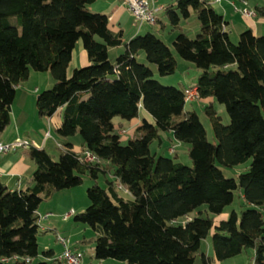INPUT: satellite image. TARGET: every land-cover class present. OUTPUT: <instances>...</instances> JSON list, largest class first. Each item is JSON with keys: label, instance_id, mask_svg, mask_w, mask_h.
<instances>
[{"label": "trees", "instance_id": "1", "mask_svg": "<svg viewBox=\"0 0 264 264\" xmlns=\"http://www.w3.org/2000/svg\"><path fill=\"white\" fill-rule=\"evenodd\" d=\"M94 1L0 0V133L10 122L16 87L31 70L48 72L53 84L37 94V113L49 118L59 111L56 135L79 134L84 147L75 152L71 142H63L57 159L44 147H32L35 169L21 187L9 189L0 180V264H62L51 248L42 251L44 260H36L38 208L52 194L81 184L86 174L93 180L86 190L88 205L73 212V221L91 228L94 258L195 264L213 227V255L200 252L203 264L248 249L254 250L252 264H264V35L246 28L234 42L229 21L210 0H174L162 7L174 29L191 10L196 13L199 32L190 38L179 31L172 46L198 70L191 87L197 98H212L204 109L217 140L213 144L197 113L184 109L190 87L161 84L137 60L144 52L159 75L171 74L176 59L170 47L150 30L123 43L122 32L109 29L107 15L89 9ZM256 10L263 14L264 7ZM79 40L89 63L67 75ZM121 45L123 52L112 62L108 50ZM213 102L225 106L229 124L221 121ZM140 109L152 122L141 118L135 135L121 143L114 119L130 121ZM165 131L189 145L190 166L151 152V143L160 144ZM85 151L98 161L83 160ZM250 158L237 179L219 167ZM100 174L103 186L97 182ZM237 188L244 207L215 223L214 215L232 202ZM179 218L185 221L178 223Z\"/></svg>", "mask_w": 264, "mask_h": 264}, {"label": "rangeland", "instance_id": "2", "mask_svg": "<svg viewBox=\"0 0 264 264\" xmlns=\"http://www.w3.org/2000/svg\"><path fill=\"white\" fill-rule=\"evenodd\" d=\"M173 1L174 0H158V4L165 5ZM256 1L257 0H250V6L253 7L256 4ZM259 2H261L264 7V1L260 0ZM218 7H219L218 4L214 6V8H218ZM93 12H97V11H93ZM235 13L230 12L227 18L232 20V24L231 26L228 27V31H229V37L234 42L237 41L240 32L246 29V27H244L245 22L242 19L244 18L242 16L243 14L239 13L238 15H236ZM129 15L126 16L125 18L126 21H130ZM163 17L165 23L167 24L165 26V29L161 30L160 28L157 27H150L148 25H144L141 27L142 29H140V32L141 34H143L147 30H150L156 33L157 36L170 47L176 59V66L174 72L165 76L159 75L156 66L149 63L146 60L144 52H140V54L137 57V60L139 62L147 64L153 72V78L159 81L161 84L173 85L180 88L194 87L198 77V70L195 68V66L192 63L182 59L178 55V53L175 51V49L172 46V40L179 31L185 32L190 38H194L196 36V34L199 32L200 29L196 13H194V11L191 10L190 16L186 19H181V24L179 25L180 27L175 29L169 24L166 17L165 16ZM255 21L258 23L259 26V31L257 32L258 35H264V23H262V21H259L257 19ZM128 34H130L129 31H126L123 38L128 39L130 37V35ZM123 50H124L123 45L110 48L108 54L111 61L114 62L116 56H118V54L123 52ZM75 63L78 66L72 67ZM77 67H82V65L79 66L77 60L76 62L75 60L74 62H71L70 66H68L67 68V75H70L72 70ZM208 103L210 102H201L200 99L195 98L193 101L185 102L184 109L185 111L193 110L197 113L200 121L204 125L206 137L208 141L215 144L217 140L214 136L209 117L204 109L205 105ZM14 108L17 116L19 118L23 116V119L26 121L23 123L21 127L22 131L26 129L25 131L37 140L39 139L41 140L43 134L46 133L47 131L51 133V136L48 137L46 141V150L53 155L54 159H57L61 147L57 145L56 139L59 138L61 140L63 138L56 135L51 121L50 120L48 121L44 117H40L37 113L36 106L33 105L31 106L30 101L27 99L21 98L16 103ZM31 108L32 110L34 109V112L31 111ZM213 108L216 111V113L221 117V121L224 124H229L230 118L226 112L225 106L223 104L213 102ZM136 119L137 117L133 118V121H135ZM126 122H127L126 126L128 127L129 126L128 121ZM123 130H125V133L120 135V141L121 143L124 144L127 142L128 139L132 138L133 136L130 134V130L128 128L126 129L124 128ZM24 132L21 133L22 135L20 137L23 136ZM71 137L69 138H71V142L73 143L75 150H80V145L82 144L80 135L75 134L74 136ZM160 140H161L160 144L158 140H154L150 145V150L152 153L155 154L156 157L160 155H164L168 157L175 156L177 161L185 165H189V166L191 165V160L188 155L189 145L187 143L177 141L169 131L160 132ZM59 143L62 144L63 141L61 140V142ZM30 149H31L30 147H27L26 149L17 148L16 150H22V151L26 150L27 152L30 153ZM250 162H251V158L248 159L246 162L238 164L233 167H223L220 165L219 167L221 168L225 176L233 177L237 179L240 173L248 170ZM106 177L110 178L111 176L108 175ZM82 178L83 180L81 184L69 189H64L59 192H56L41 202L38 208V214L40 216L39 228H38L39 235L37 238L39 255L36 258V260L37 261L44 260L45 258L42 256V251L48 248H51L53 250L54 258H57L58 256L61 255V253L63 252V246L59 244L55 239V236L59 234L62 237L68 239L70 248L73 251H76L80 254L81 264H127L125 261H120L112 258H106V259L94 258V251H93L94 234L91 228L86 224L76 223L73 221V214L82 212L88 205L86 190L88 187H90L93 184V180L87 174L83 175ZM97 182L101 186L104 185V177L101 174L98 176ZM119 191L125 197H129L125 189H119ZM243 207H244V200L241 196L240 189L237 188L233 192L232 202L229 205H227L220 214L214 215L215 223H217L219 220L226 219L232 209L239 212ZM201 208L203 209L205 208V206H202ZM71 210H73L74 213H71L69 217L65 218V214L67 212H70ZM262 212L264 216V208L262 209ZM47 213L48 214L51 213V215L45 217ZM193 216L194 213L190 214L188 218H192ZM184 221L185 218H179L177 220L178 223H183ZM53 226L56 229V232L55 231L53 232L52 230ZM213 230L214 228L212 227L209 230L207 237L201 241L200 250L196 253L195 264H203L200 258L201 250L202 251L209 250L211 254L213 253L210 243Z\"/></svg>", "mask_w": 264, "mask_h": 264}, {"label": "crops", "instance_id": "3", "mask_svg": "<svg viewBox=\"0 0 264 264\" xmlns=\"http://www.w3.org/2000/svg\"><path fill=\"white\" fill-rule=\"evenodd\" d=\"M210 1L212 3L213 7L217 4L219 5V7L215 8V9L220 14L223 15L225 20L229 21V26H231V24H232V20L227 19L230 12H234V13L236 12L235 14L238 15L239 13H241L240 9H242L243 7H247L248 9L255 11V13H256L255 17L251 18V17H247L245 15H242L244 17L242 19L245 22L244 27L252 29L254 34L258 35L257 32L259 31V26L255 20L257 19L259 21H262V23H264V10H263V14H258L257 10H256V7L263 6L262 3L259 2L260 0H257L256 4L253 7L250 6V0H244L246 2V5L243 3V0H210ZM155 4L161 8L163 7V5L158 4V0H155ZM89 9L91 11H97V12L104 13L105 15H107L109 29L112 30L113 32H119V31L122 32L123 43L126 42L130 37L141 33L140 29H142V28L136 27L133 25L132 17H131V15H129L130 13L127 11L126 7L118 0H95L92 4L89 5ZM161 12H162V10L159 13V19H158L159 21L154 27H157V28H160L161 30H163V29H165V26L167 24L165 23V21L163 19L164 17L162 16ZM128 15L130 16V21H126V19H125L126 16H128ZM180 24H181V21H180L179 25ZM126 31H129V33H130V34H128V35H130V37L128 39L123 38ZM108 52H109V50H108ZM74 60H75V62H76V60L78 61L79 66L80 65L85 66L89 63L87 53H86L85 49L83 48L81 41L77 42L76 47L73 51L71 62H74ZM71 62H70V64H71ZM70 64H69V66H70ZM76 66H78V65L75 63L72 67H76ZM52 84H53V78L51 77V75L48 72L30 71L27 80L16 87L15 98H14L13 103L11 105L10 122L7 125V127L4 129V131L0 133V139L3 142L11 143L14 139L19 138L22 135L21 133H23L26 130L25 129L22 131V129H21L23 123L26 121L23 119V116H21L20 118L17 116L15 108H14L16 103L21 98H24V99H27L30 101L31 106L32 105L35 106V99H36L37 94L41 90L51 87ZM200 100H201V102H212V98H210V97L205 98V99H200ZM31 111L34 112V109L32 110V108H31ZM141 118H145L148 121L152 122L151 117L143 109H140L139 110V116L137 117V119L135 121H133V119L128 121V125H129L128 127L126 126L127 125L126 121H122L120 119H114L115 127H116V129L117 128H119V129L128 128L130 130V134L132 136H134L135 135V129L141 123ZM19 119L21 122L19 121ZM46 119L48 121L49 120L51 121L52 126L54 127V130H55V128H57L59 126V124L61 122L59 111H57L51 117L46 118ZM44 134H43V136H44ZM43 136H42L41 140L40 139L37 140L25 131L23 136L20 138L34 141L38 145H41L43 143V145L41 147H44L46 149L47 139L43 142ZM50 136H51V133H50ZM71 138L67 137V138H63L61 140L63 142H71ZM57 139H56L57 145L61 147L63 143L62 144L59 143V142H61V140L59 138H57ZM24 149H26V148H24ZM72 149L75 152H81L84 149V147L81 144L80 150H75L74 145L72 143ZM15 150H13V151L11 150V151L3 154L0 158V180H2L9 189L20 188L23 180L28 178L32 174L33 170L35 169V164H34L33 160L31 159L29 152H27L26 150H24V151H22V150H16L15 151ZM72 211L73 210H71L70 212H67L65 214V216L69 217V215L71 214ZM50 215H51V213H49V214L47 213L45 215V217H48ZM43 229H44V227H43ZM45 229H47V228H45ZM52 230H53V232L54 231L56 232V229L54 228V226H53ZM200 252H204L206 255H209V256L213 255V253L211 254L209 250H205V251L201 250ZM253 253H254L253 249H248L247 251H245V252H243V253L235 256V257L227 259V260H223V261L214 260L211 262V264H251V261L253 258Z\"/></svg>", "mask_w": 264, "mask_h": 264}, {"label": "built area", "instance_id": "4", "mask_svg": "<svg viewBox=\"0 0 264 264\" xmlns=\"http://www.w3.org/2000/svg\"><path fill=\"white\" fill-rule=\"evenodd\" d=\"M120 1L130 13L132 17L133 25L136 27H142L144 25L148 26H155L159 19V13L161 11V7L155 4V0H118ZM243 3L246 5V2L243 0ZM240 12L248 17H255V12L247 7H243L240 9ZM197 98V92L195 88H188L185 90V100L187 102L193 101ZM117 133L122 135L125 133V130L117 128ZM50 137L49 131L44 134L43 142ZM34 141L23 139V138H16L11 143H5L0 139V158L3 154L15 150L17 148H27V147H41ZM83 160L89 162H97L98 158L91 154L88 151L84 152ZM119 189H125L120 184L118 185ZM126 190V189H125ZM73 213V211L71 212ZM67 218V216H65ZM56 241L63 246V252L60 256H58V261L62 264H81V256L78 252L73 251L70 248L69 241L65 237L57 234L55 236ZM28 260V258H27ZM252 264V261H251Z\"/></svg>", "mask_w": 264, "mask_h": 264}, {"label": "bare ground", "instance_id": "5", "mask_svg": "<svg viewBox=\"0 0 264 264\" xmlns=\"http://www.w3.org/2000/svg\"><path fill=\"white\" fill-rule=\"evenodd\" d=\"M26 259V258H25Z\"/></svg>", "mask_w": 264, "mask_h": 264}]
</instances>
